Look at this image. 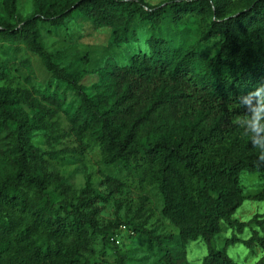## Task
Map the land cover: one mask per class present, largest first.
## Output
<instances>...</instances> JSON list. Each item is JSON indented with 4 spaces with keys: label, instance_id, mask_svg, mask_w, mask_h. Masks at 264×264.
<instances>
[{
    "label": "trees",
    "instance_id": "trees-1",
    "mask_svg": "<svg viewBox=\"0 0 264 264\" xmlns=\"http://www.w3.org/2000/svg\"><path fill=\"white\" fill-rule=\"evenodd\" d=\"M17 1L5 0L11 11ZM37 14L20 27L4 23L0 35L25 44L50 73L49 89L75 99L68 136L77 148L43 152L34 141V133L45 130L43 111L24 121L22 97L0 90V141L9 133L13 144L11 169L0 176V264H94L98 239L105 253L116 254V264H127L122 241L136 234L156 246L161 264H189L181 251L199 241L207 246L202 264H239L228 254L238 244L259 248L257 264H264V215L234 220L247 199L241 174L264 179V0H169L159 6L53 0ZM74 18L110 31L116 47L147 37L149 50H138L124 65L74 70L41 42L43 25L59 27ZM192 20L200 33L179 34ZM91 76L94 83H88ZM93 149L105 167L158 190L162 215L177 238L155 236L147 229L150 218L103 225L101 204L125 187L110 176L108 193L89 180L73 201L55 204L47 158ZM252 199L264 201V191ZM122 226L134 235L122 233ZM226 229L252 235L243 240L234 234L216 249Z\"/></svg>",
    "mask_w": 264,
    "mask_h": 264
},
{
    "label": "rangeland",
    "instance_id": "rangeland-1",
    "mask_svg": "<svg viewBox=\"0 0 264 264\" xmlns=\"http://www.w3.org/2000/svg\"><path fill=\"white\" fill-rule=\"evenodd\" d=\"M144 1L151 6L166 5L169 2ZM51 2L53 0H18L16 10L11 11L5 0H0V29L4 23L20 27L23 22L36 17L40 7ZM42 28L41 42L47 51L54 54L58 62L74 70H93L112 61L124 65L132 54L138 50L146 51L149 47L147 37L140 38L131 45L113 46L110 31L97 30L81 19L74 18L59 27L46 24ZM178 30L179 34L184 32L192 38L200 33L201 26L198 21L192 20L181 25ZM141 31L146 32V29ZM190 44L189 48L193 49V41L188 43ZM0 68V90L10 98L16 94L22 97L19 107L22 119L32 120L37 112L44 113L45 130L34 133L35 144L45 153L77 148L73 138L68 136L71 119L76 110L75 99L71 95L64 98L54 88L49 89L51 75L42 60L31 53L25 44L11 43L5 36L0 35ZM95 81L94 76L88 78V83ZM12 147V137L9 133L4 134L0 141L1 177L11 169ZM47 161L51 173V186L48 190L55 204L73 201L89 180L96 190L108 193L110 187L106 184V177L110 176L122 182L125 187L109 203L101 204L100 219L103 225L117 221L130 222L133 219L140 223L150 218L147 229L155 236L173 235L177 238L178 230L162 215L163 201L158 190L141 185L117 168L105 167L99 149L83 154H70L60 160L47 158ZM240 181L247 199L237 211L234 220L248 222L256 215H264V201L252 199L264 191V179L245 171L241 174ZM234 234L246 240L251 237L252 232L247 229L243 235H239L226 229L215 239V248L223 249L226 241ZM122 242L120 252L125 256L127 264H161L156 246L141 235L136 234L131 239L125 237ZM94 244L97 253L94 264H116V254L112 251L105 253L101 239ZM181 252H185L189 264H202L207 254V246L204 241L191 242ZM228 254L239 264H257L263 257L259 248L249 250L242 244L230 247Z\"/></svg>",
    "mask_w": 264,
    "mask_h": 264
},
{
    "label": "built area",
    "instance_id": "built-area-1",
    "mask_svg": "<svg viewBox=\"0 0 264 264\" xmlns=\"http://www.w3.org/2000/svg\"><path fill=\"white\" fill-rule=\"evenodd\" d=\"M120 230H121V232L122 233H124V234H130V235H134V233L133 232H130L125 226H122L121 228H120ZM115 242H116V244H120V240L118 239V238H115V239H113Z\"/></svg>",
    "mask_w": 264,
    "mask_h": 264
}]
</instances>
